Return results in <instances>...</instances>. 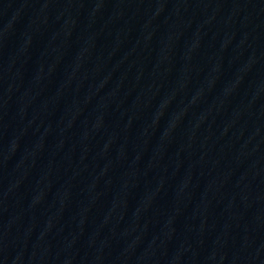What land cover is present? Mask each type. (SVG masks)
<instances>
[{"label": "water", "instance_id": "1", "mask_svg": "<svg viewBox=\"0 0 264 264\" xmlns=\"http://www.w3.org/2000/svg\"><path fill=\"white\" fill-rule=\"evenodd\" d=\"M172 264H264V0H49Z\"/></svg>", "mask_w": 264, "mask_h": 264}]
</instances>
